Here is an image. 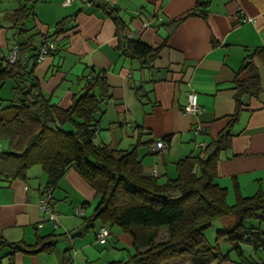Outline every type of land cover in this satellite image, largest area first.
Instances as JSON below:
<instances>
[{
  "label": "crops",
  "instance_id": "crops-1",
  "mask_svg": "<svg viewBox=\"0 0 264 264\" xmlns=\"http://www.w3.org/2000/svg\"><path fill=\"white\" fill-rule=\"evenodd\" d=\"M12 1V8L0 13L8 26H0V51L5 55L16 43L11 27L18 3ZM200 1L204 6L195 8L197 0H73L70 5L32 0L27 31L19 37L31 36L37 45L44 34L55 43L56 50L33 65V76L44 97L62 109L81 91L83 75L90 69L103 71L108 97L100 101L93 142L111 151L135 148L142 173L160 183L177 175L180 158L202 153L229 126L230 145L218 154L215 182L226 189L231 205L237 195L264 191V63L258 58L254 63L262 90L257 98L241 97L237 118L230 123L236 108V72L247 49L264 47V0ZM114 13L126 40L159 47L151 62L143 64L122 52ZM243 16L251 20L240 21ZM12 84L7 80L1 87L4 100L12 97ZM190 91L196 94L198 113L184 111ZM197 125L203 130L194 135ZM157 140H164L166 148L153 150ZM2 143L0 150L6 149ZM26 175H0V238L30 246L36 235L53 234L55 243L49 252L0 244V264H106L135 251L133 235L117 224L93 219L99 194L75 167L68 168L52 190L55 220L39 208L45 174L33 166ZM79 207L81 214L76 213ZM215 221L224 230L230 219ZM101 225L110 231L103 243L96 237ZM235 245L237 249L226 236L220 237L218 246L227 258L212 264H264V249Z\"/></svg>",
  "mask_w": 264,
  "mask_h": 264
},
{
  "label": "trees",
  "instance_id": "trees-1",
  "mask_svg": "<svg viewBox=\"0 0 264 264\" xmlns=\"http://www.w3.org/2000/svg\"><path fill=\"white\" fill-rule=\"evenodd\" d=\"M16 1L11 27L18 48L15 61L10 63L0 51V89L7 80L13 83L12 97L8 100L0 97V140L6 143V149L0 150V175L25 179L29 168L39 166L46 176L43 187L53 190L68 168L75 167L99 194L93 219L117 224L133 235L135 251L125 259L106 264H212L227 258L218 246L219 238L224 236L233 249H237V242L254 250L264 249V191L245 197L237 195L229 205L226 189L215 182L218 154L230 145L229 126L202 153L180 158L175 177L160 183L144 175L135 148L111 151L93 142L94 121L107 90L103 71L90 69L82 76L81 91L74 94L67 109L44 97L33 76V65L42 40L48 38L40 33L37 45L30 42L31 36L20 39L27 31L25 20L32 15L28 6L32 0ZM199 6L204 3L197 0L195 8ZM110 12L114 10L111 8ZM112 18L124 54L143 64L158 55L159 47L126 40L117 13ZM179 21L173 23V28ZM254 58L264 63V47L247 49L236 72L233 86L236 108L230 123L237 118L241 97L257 98L262 90ZM225 218H230L228 227L217 231L214 244L208 243L206 228ZM250 220L258 224L246 225ZM135 228L144 232L137 234ZM55 238L53 234L36 235L30 246L7 243L0 238V244L24 252H49Z\"/></svg>",
  "mask_w": 264,
  "mask_h": 264
},
{
  "label": "built area",
  "instance_id": "built-area-1",
  "mask_svg": "<svg viewBox=\"0 0 264 264\" xmlns=\"http://www.w3.org/2000/svg\"><path fill=\"white\" fill-rule=\"evenodd\" d=\"M73 0H62V5H70ZM251 20V18L247 16H243L240 21H248ZM147 25V24H145ZM55 43L49 39H43L40 45V51L39 55L37 57V61L42 60L49 51H53L55 49ZM18 48L16 45L12 46L11 50L9 53L6 55L7 60L10 63H13L16 59ZM184 111L186 113H198L200 111V107L198 106L196 102V94L193 91H190L187 93V99H186V104L184 106ZM203 129L197 125L193 128V134L197 135L199 132H201ZM166 148V142L164 140H157L154 143L153 150L159 151L163 150ZM51 196H52V189L51 188H42L41 191V197L39 201V208L40 210L47 215V217L51 220H55L56 214L52 208L51 204ZM76 213L81 214L82 213V208L79 207L76 209ZM110 232L106 228L105 225H101L98 229L97 232V240L100 243H103L106 241L107 237L109 236Z\"/></svg>",
  "mask_w": 264,
  "mask_h": 264
},
{
  "label": "rangeland",
  "instance_id": "rangeland-1",
  "mask_svg": "<svg viewBox=\"0 0 264 264\" xmlns=\"http://www.w3.org/2000/svg\"><path fill=\"white\" fill-rule=\"evenodd\" d=\"M12 3L13 1L12 0H2L1 2V11L0 13L3 14L5 13V10L6 8H12ZM0 26H3L4 28H7L8 26L5 24V20L4 18L2 17V15H0ZM7 26V27H6ZM2 95H3V92H2ZM6 102V101H5ZM3 147H6V144L5 143H2L1 144ZM230 218H227V220H229ZM258 222L256 220H250V221H247L246 222V225H257ZM222 227H221V224L219 221H215L213 222L208 228H206L205 230V236H206V239H207V242L210 243V244H213L214 243V240H215V235H216V230H220Z\"/></svg>",
  "mask_w": 264,
  "mask_h": 264
}]
</instances>
